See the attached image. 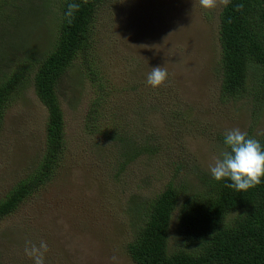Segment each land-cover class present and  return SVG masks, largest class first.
Wrapping results in <instances>:
<instances>
[{
    "label": "rangeland",
    "instance_id": "1",
    "mask_svg": "<svg viewBox=\"0 0 264 264\" xmlns=\"http://www.w3.org/2000/svg\"><path fill=\"white\" fill-rule=\"evenodd\" d=\"M58 1L47 9V0H30L27 5L26 0H16L18 6L3 10V16L0 12V80L47 50L59 23ZM226 3L106 0L99 10L92 37V41L98 40L95 67L118 89L124 105L145 103L150 117L139 125L146 134L157 130L173 147L165 162L168 165H164V180L148 178L139 171L132 176L140 184L127 188L135 196L132 201L145 203L175 178L172 174L177 166L180 174L176 178L181 185L197 191L200 177L210 173L209 166L224 150L221 135L233 128L248 132L251 126L255 138L264 133V110L260 117L253 116L246 98L220 99L218 31ZM7 15L16 19L9 21ZM84 60L81 56L80 64L62 80L68 143L65 165L50 184L0 222V264H33L25 248L39 247L41 241L48 246L45 264H134L124 251L131 232L121 228L132 217L131 196L112 176L118 165L116 151L112 142L89 135L83 126L85 112L98 96ZM155 66L165 68L167 78L152 87L146 78ZM23 93L11 103L2 123L0 200L34 172L46 148L47 109L33 86ZM100 149L106 154L104 169L96 172L94 165L85 167L81 159L88 154L95 156ZM99 158L95 156L98 166ZM145 162L140 158L133 167ZM177 217L176 211L171 245L179 236Z\"/></svg>",
    "mask_w": 264,
    "mask_h": 264
},
{
    "label": "trees",
    "instance_id": "2",
    "mask_svg": "<svg viewBox=\"0 0 264 264\" xmlns=\"http://www.w3.org/2000/svg\"><path fill=\"white\" fill-rule=\"evenodd\" d=\"M54 1L47 0L45 8L51 9ZM105 1L59 0V23L47 50L0 80V133L11 103L30 85L48 112L42 158L34 172L0 200V222L50 184L65 165L68 143L62 80L80 64L83 56L85 69L89 70L98 94L85 112L83 126L89 135L112 142L111 147L116 151L114 183H123L124 193L131 196L128 204L132 217L121 226L132 235L124 246L131 261L134 264H264V178L254 187L237 191L227 187L223 180L216 181L210 173H203L201 187L191 192L176 178L180 174L177 166L172 174L175 178L145 199V203L132 201L135 196L127 188L139 184L132 176L139 171L148 178L164 180V165H168L165 162L172 156L173 147L157 130L146 134L139 125L150 117L145 103L124 105L118 89L95 67L99 56L95 53L98 40L92 41L93 26ZM29 2L26 0V5ZM71 3L79 7L69 15ZM16 6V0H0L1 15H5L2 11L6 8ZM7 18L16 19L10 15ZM218 35L220 99L246 98L253 109L252 115L260 117L264 110V0H227L220 12ZM131 90L136 92L137 88ZM253 132L251 126L247 133L254 137ZM220 137L225 147L223 136ZM256 139L264 145V133ZM97 152V158L101 155L100 166L95 164L92 154L81 157V161L85 167L94 165V171L99 172L105 166V153L101 149ZM140 158L146 162L134 168ZM171 165L175 167V163ZM176 211L179 236L171 245L172 218Z\"/></svg>",
    "mask_w": 264,
    "mask_h": 264
},
{
    "label": "clouds",
    "instance_id": "3",
    "mask_svg": "<svg viewBox=\"0 0 264 264\" xmlns=\"http://www.w3.org/2000/svg\"><path fill=\"white\" fill-rule=\"evenodd\" d=\"M76 3L69 4L71 10L78 9ZM167 71L162 66L151 67L146 83L152 87L162 84ZM224 150L214 158L209 171L216 181H225L226 186L237 191L247 190L261 183L264 178V145L239 128L229 129L223 136ZM48 246L44 241L39 247L25 248V254L32 258L33 264H45L44 253Z\"/></svg>",
    "mask_w": 264,
    "mask_h": 264
}]
</instances>
